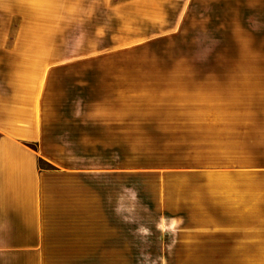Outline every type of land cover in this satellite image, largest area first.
Wrapping results in <instances>:
<instances>
[{"label":"crops","instance_id":"crops-1","mask_svg":"<svg viewBox=\"0 0 264 264\" xmlns=\"http://www.w3.org/2000/svg\"><path fill=\"white\" fill-rule=\"evenodd\" d=\"M170 1L175 33L193 0ZM234 8L236 43L253 44L264 31V0H234ZM37 9L0 4V264H47L45 254L95 238L104 220L123 223L116 244H125L132 227L124 143L132 74L94 63L115 53L69 48L66 24L46 10L37 19ZM235 108L244 115L220 116L217 133L187 141L181 155L195 162L157 168L156 219L171 232L201 231L203 251L217 252L219 264H264V102Z\"/></svg>","mask_w":264,"mask_h":264},{"label":"rangeland","instance_id":"rangeland-1","mask_svg":"<svg viewBox=\"0 0 264 264\" xmlns=\"http://www.w3.org/2000/svg\"><path fill=\"white\" fill-rule=\"evenodd\" d=\"M2 3L39 7L37 19L46 10L52 20L66 24L69 48L115 53L109 60L94 63L132 74L133 121L130 139L124 142L130 153L125 161L132 166V227L129 231L126 225V243L116 244L123 223L104 220L95 238L82 237L81 245L69 243L55 247L63 251L45 254L47 264H219L217 252L203 251L201 231L171 232L170 223L164 221L160 222L164 227H158L156 170L195 162L181 155L187 141L200 139L205 132L217 133L220 116L244 115L235 108L236 101L264 102V31L253 44L236 43L234 0H193L185 26L175 33L170 31L175 15L170 0H0ZM86 9L93 12V20L84 18ZM250 72L255 76L248 77ZM250 83L255 86L253 93ZM211 116L215 120L203 123L202 119ZM119 159L123 162V157H100L102 163ZM95 160L83 158L84 163ZM41 166L51 167V163L43 159ZM74 249L83 251H70Z\"/></svg>","mask_w":264,"mask_h":264}]
</instances>
